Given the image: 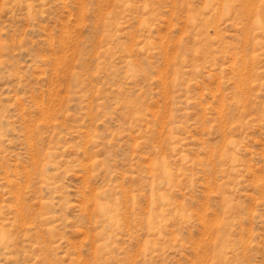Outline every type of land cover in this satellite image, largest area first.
Returning a JSON list of instances; mask_svg holds the SVG:
<instances>
[{"label": "rangeland", "instance_id": "obj_1", "mask_svg": "<svg viewBox=\"0 0 264 264\" xmlns=\"http://www.w3.org/2000/svg\"><path fill=\"white\" fill-rule=\"evenodd\" d=\"M0 264H264V0H0Z\"/></svg>", "mask_w": 264, "mask_h": 264}]
</instances>
